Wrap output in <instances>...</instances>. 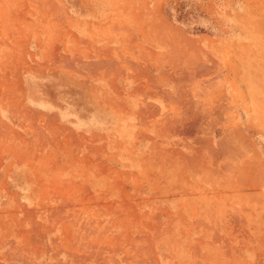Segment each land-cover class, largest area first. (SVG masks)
Instances as JSON below:
<instances>
[{
  "label": "rangeland",
  "instance_id": "1",
  "mask_svg": "<svg viewBox=\"0 0 264 264\" xmlns=\"http://www.w3.org/2000/svg\"><path fill=\"white\" fill-rule=\"evenodd\" d=\"M66 1L115 22L116 84L147 36L137 85L159 102L137 135L148 152L126 161L119 137L109 154L103 138L78 141L27 108L26 73L93 68L65 0H0V264H264V0ZM44 21L54 37L32 57ZM185 37H217L188 52L206 72L175 71Z\"/></svg>",
  "mask_w": 264,
  "mask_h": 264
},
{
  "label": "crops",
  "instance_id": "2",
  "mask_svg": "<svg viewBox=\"0 0 264 264\" xmlns=\"http://www.w3.org/2000/svg\"><path fill=\"white\" fill-rule=\"evenodd\" d=\"M67 3L65 0L64 6L70 7V26L74 30L72 34L78 41L84 42L82 45L83 65H91L93 70H84L81 75H72L67 71H61L59 80L52 78V74L45 72V70L37 72L36 69H33V73H26L24 75V102L27 108L35 115L45 119L44 123L47 122V119H51L57 123L61 132L74 136L78 141H86L92 146L91 142H97V139L103 138L106 141L109 154L115 153L116 135L114 127L125 122L131 129L128 138V141L131 139L128 142L129 155L131 154L130 156L136 158L146 156L147 145L143 140L138 141L137 135L144 129L142 117L147 112L146 110L152 106L157 108L159 103L156 100H149L148 91L145 92L142 86L137 85L138 61L146 62L145 70L147 71L148 68L147 36L141 34L130 43L131 60L123 62L119 84H116L115 64L118 44L115 22L108 20L106 23L100 24L102 21L99 20V6L82 7V10H77ZM41 23H43L41 26L43 28V44L36 42L33 45L32 57L38 56V53L43 50V46L45 56L50 49L48 44L54 37L51 31V23L46 21ZM215 39L217 37L214 39L203 37L199 40H204L203 48L206 50L205 46L212 44L211 41ZM185 40L195 44L200 42L187 37ZM71 46V40L67 39V43L60 46L61 52L67 53L72 49ZM137 46L139 47L137 48ZM101 55L103 56L102 60ZM205 57L206 60H209L206 53ZM181 60L183 58L180 57L179 63ZM185 68L189 70L187 66L176 69L186 70ZM146 71L145 75H147ZM27 187L28 184L20 189L25 190ZM30 199V196H22V200H25L27 204H32L35 197ZM260 217H264V214L257 215L258 220ZM259 240H261L260 237Z\"/></svg>",
  "mask_w": 264,
  "mask_h": 264
},
{
  "label": "bare ground",
  "instance_id": "3",
  "mask_svg": "<svg viewBox=\"0 0 264 264\" xmlns=\"http://www.w3.org/2000/svg\"><path fill=\"white\" fill-rule=\"evenodd\" d=\"M262 4V3H261ZM262 6V5H261ZM262 30H264V29H262ZM260 31V30H259ZM143 36V35H142ZM182 41H183V39H182ZM132 42V41H131ZM192 43V41H189V40H184L183 41V44L180 46V49L178 50L179 51V53H177V54H179V56L181 57V58H183V60H181L180 61V63L176 66V68L178 67H183V66H187L188 68H190L189 70L188 69H186V70H184L186 73H187V71H190L192 68L193 69H195V70H197V71H199V72H206L207 70H209L210 68H209V66L210 65H206V63L203 61L204 59H202L201 60V58L200 59H196V58H192L191 56H190V54L188 53V52H192L191 50H192V48H194V46L191 44ZM199 47V46H198ZM213 47V46H212ZM160 49V48H159ZM163 49H165V53H167V52H169L167 49H168V47H163ZM197 49V48H196ZM212 50V49H211ZM163 53V52H162ZM195 55V54H194ZM193 55V56H194ZM211 55H212V53H211ZM178 56V55H177ZM213 56V55H212ZM195 57V56H194ZM200 57H202V56H200ZM166 58V57H165ZM164 58V59H165ZM178 59V58H177ZM196 59V60H195ZM173 61V60H172ZM171 62V61H170ZM186 62V63H185ZM215 61H213L212 60V63H214ZM172 64H173V62H172ZM216 64V63H215ZM183 65V66H182ZM155 67H157L156 69H158V67H159V65L158 64H155L154 65ZM213 66V65H212ZM162 68V67H161ZM174 68H175V66H174ZM175 68V71L177 70ZM146 71V70H145ZM148 71V70H147ZM146 71V72H147ZM135 73V72H134ZM150 72L148 71V73H147V75L149 74ZM161 74V73H160ZM190 74V73H189ZM182 75V74H181ZM156 76V75H155ZM166 77V76H165ZM224 79H225V77H224ZM228 81V80H227ZM242 82H245L246 84L248 83L246 80H242ZM233 83H236V81H235V79L234 80H232L231 81V84H233ZM248 85V84H247ZM235 88V87H234ZM164 92H167V91H164ZM162 93H163V91H162ZM165 94V93H164ZM166 95V94H165ZM164 96V95H163ZM167 97V96H166ZM165 96L163 97V99L164 98H166ZM169 98V97H168ZM167 99V98H166ZM165 99V100H166ZM164 101V100H163ZM165 102V101H164ZM135 105V104H134ZM148 105V104H147ZM151 105V104H150ZM133 106V105H132ZM134 108V107H133ZM132 108V109H133ZM150 108V107H149ZM135 109V108H134ZM147 113V112H146ZM149 113V112H148ZM241 113H244V115H246L245 114V111L243 112V111H241ZM151 114V113H150ZM153 114V113H152ZM114 115V114H113ZM139 116H140V113H139ZM127 117V116H126ZM149 117V116H148ZM147 117V118H148ZM129 118H131V117H129ZM132 118H134L133 116H132ZM136 118V117H135ZM144 118H145V116H144ZM155 118H157V117H155ZM114 119V118H113ZM164 119V118H163ZM133 120H135V119H133ZM141 120V119H140ZM153 120H154V118H153ZM152 120V121H153ZM237 120V119H236ZM97 121V120H96ZM99 121V120H98ZM120 121H122V120H120ZM166 121H169V120H167L166 119ZM238 121V120H237ZM115 122V121H114ZM113 122V123H114ZM119 122V121H118ZM127 122V121H126ZM132 122V121H131ZM154 122V121H153ZM133 124V123H132ZM135 124V123H134ZM111 125V124H110ZM165 125V124H164ZM167 125V124H166ZM171 125V124H170ZM222 125V124H221ZM114 126V125H113ZM136 126V125H135ZM217 126V125H216ZM166 128H167V126H165ZM179 127V126H178ZM165 128V129H166ZM168 128H169V126H168ZM167 128V129H168ZM164 129V133H163V135L165 134V132L167 131L168 132V130L166 129L165 130ZM172 129V128H171ZM173 129H175V128H173ZM215 129L216 128H214L213 130H212V132H211V139H212V141H211V143L214 145V144H216V147H221L222 145H225L224 144V142H225V140L227 139V136L229 135V133H228V128H226V127H224V126H222V127H219V128H217L216 129V131H215ZM130 126L127 124V123H125V122H121V123H119V124H117L115 127H114V133H115V135L117 136V137H119V139H120V147H121V150H125V151H128V148L127 147H129L128 146V142L131 140H129L128 141V138H129V134H130ZM189 130H191L190 128H187V130L185 131H183L184 133H187V132H189ZM112 132V131H111ZM170 132V131H169ZM113 133V132H112ZM217 134V135H216ZM218 136H222V139H219L218 140ZM145 139V138H144ZM231 139V138H230ZM229 144V143H228ZM227 144V145H228ZM134 146H135V143H134ZM130 147H132V145H130ZM133 148V147H132ZM207 148V147H206ZM212 148V145H211V147L209 146V149L210 150H212L211 149ZM173 151V150H172ZM211 153H212V151H211ZM131 155V154H130ZM132 155H134V154H132ZM135 156V155H134ZM197 156V155H196ZM132 157V156H131ZM129 157L128 159H125L126 161L128 160V161H130V162H137L136 161V157ZM197 158V157H196ZM132 160V161H131ZM149 169V168H148ZM155 180V179H154ZM170 184V183H169Z\"/></svg>",
  "mask_w": 264,
  "mask_h": 264
}]
</instances>
